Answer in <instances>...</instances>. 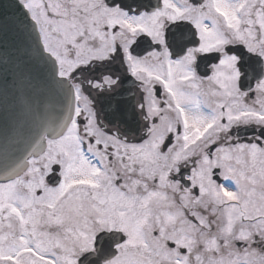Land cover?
Returning a JSON list of instances; mask_svg holds the SVG:
<instances>
[{
    "label": "snow or ice",
    "instance_id": "1",
    "mask_svg": "<svg viewBox=\"0 0 264 264\" xmlns=\"http://www.w3.org/2000/svg\"><path fill=\"white\" fill-rule=\"evenodd\" d=\"M0 264H264V0H0Z\"/></svg>",
    "mask_w": 264,
    "mask_h": 264
}]
</instances>
